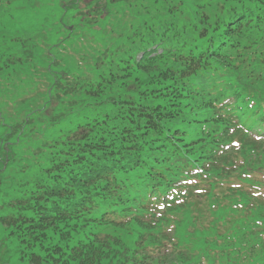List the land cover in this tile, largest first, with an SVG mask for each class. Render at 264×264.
<instances>
[{"label":"trees","instance_id":"1","mask_svg":"<svg viewBox=\"0 0 264 264\" xmlns=\"http://www.w3.org/2000/svg\"><path fill=\"white\" fill-rule=\"evenodd\" d=\"M167 2L142 8L130 33H115L117 18L119 41L91 55L89 84L54 77L58 93L107 110L59 128L35 154V174L8 184L0 228L27 250L25 264H101L110 246L129 254L120 264H205L204 244L186 249L173 219L189 205L212 216L206 200L221 198L216 179L236 172L230 159L252 167L264 158V0H190L188 19L183 0ZM151 10L165 17L151 22ZM9 59L18 67L21 58ZM252 116L262 126L255 137L238 124Z\"/></svg>","mask_w":264,"mask_h":264},{"label":"rangeland","instance_id":"2","mask_svg":"<svg viewBox=\"0 0 264 264\" xmlns=\"http://www.w3.org/2000/svg\"><path fill=\"white\" fill-rule=\"evenodd\" d=\"M154 1L4 0L10 4L4 5L10 10L5 13L6 19H0V217L5 213L3 204L6 192L9 193L8 184L29 180L28 173L35 174L38 161L35 154L52 142L58 129L78 124L84 116L97 113L102 116L107 110L106 105H98L93 111L80 93L75 97L58 93L54 77L79 76L89 84L85 73L92 69L91 55L111 52L119 41L111 34V25L122 16L123 28L115 33H130L131 28L143 24L141 9L152 6ZM177 1L180 0H168L174 4ZM183 1L181 11L188 19L190 0ZM129 6L134 8L119 13ZM116 13H119L117 17ZM149 15L147 20L151 22L165 17L163 12L152 10ZM24 38L27 43L19 40ZM11 56L21 58L14 63L18 67L10 63ZM96 74L93 71L95 77ZM7 232L0 228V261L12 264L14 257L13 264H25L27 250L10 244ZM263 236L264 233L255 234L251 238L259 243ZM53 241V236L46 235L47 246ZM4 250L10 254H5ZM19 256L21 263L17 261ZM128 256L121 247L110 246L101 264H120ZM263 260L264 247H261L254 261Z\"/></svg>","mask_w":264,"mask_h":264}]
</instances>
